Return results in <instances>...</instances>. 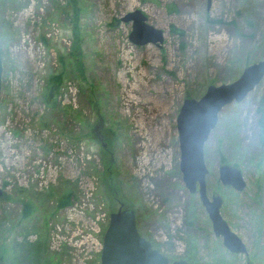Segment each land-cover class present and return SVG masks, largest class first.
I'll use <instances>...</instances> for the list:
<instances>
[{"label":"rangeland","instance_id":"374dc122","mask_svg":"<svg viewBox=\"0 0 264 264\" xmlns=\"http://www.w3.org/2000/svg\"><path fill=\"white\" fill-rule=\"evenodd\" d=\"M136 9L164 30L161 45L129 39L123 17ZM0 28V261L101 264L111 213L130 207L171 261L264 264V79L222 109L205 144L208 193L223 196L247 253L223 245L186 188L177 128L185 98L264 59V0H0ZM58 74L52 106L44 91ZM223 163L242 170V192L220 181Z\"/></svg>","mask_w":264,"mask_h":264},{"label":"water","instance_id":"95a60500","mask_svg":"<svg viewBox=\"0 0 264 264\" xmlns=\"http://www.w3.org/2000/svg\"><path fill=\"white\" fill-rule=\"evenodd\" d=\"M212 0H208L210 7ZM123 21L133 23L129 39L139 45L164 41V30L148 21L141 9L128 12ZM264 79V59L246 66L234 81L220 85L211 84L199 99L185 98L177 116L180 146V170L190 193H199L200 200L212 222V229L221 237L223 245L232 253H247V245L230 226L222 214L224 198L219 193H208L209 169L205 159V144L217 126L224 107L244 100ZM3 83V58L0 28V101ZM219 178L222 184L242 192L247 185L242 170L229 164H221ZM3 189L0 187V196ZM101 264H192L186 259L171 261L141 234L137 215L133 208H120L112 212L103 238ZM0 264H4L1 263Z\"/></svg>","mask_w":264,"mask_h":264},{"label":"trees","instance_id":"16d2710c","mask_svg":"<svg viewBox=\"0 0 264 264\" xmlns=\"http://www.w3.org/2000/svg\"><path fill=\"white\" fill-rule=\"evenodd\" d=\"M78 14V11H77ZM77 21V20H76ZM74 23V36H75V41L74 44L72 46V53L75 55L76 61H77V65L81 66L82 64L80 63L79 59H80V41H81V33H80V28L78 25V22ZM80 68V67H79ZM62 77L61 74L58 75H52L46 85V90L44 91V100L46 103H50L52 106L57 105L55 102L57 100V97L60 95L61 93V89H62ZM260 138L262 140V142L264 143V110H262V116L260 118ZM115 138H111V136H108V138H106V140L103 143V146L106 147V143L108 145H110V147H112L111 145H114L115 143ZM103 148V152L105 153L106 156H110L109 152H111V148ZM110 160V159H109ZM111 162V161H110ZM224 162V161H222ZM112 165V164H111ZM111 169V166L109 167ZM110 169H107L108 171ZM110 179V177H109ZM69 199H62L60 202V206H64L66 204H69ZM29 214V210H28V206L25 207L24 213L23 215H28Z\"/></svg>","mask_w":264,"mask_h":264},{"label":"flooded vegetation","instance_id":"af4514ba","mask_svg":"<svg viewBox=\"0 0 264 264\" xmlns=\"http://www.w3.org/2000/svg\"><path fill=\"white\" fill-rule=\"evenodd\" d=\"M96 130L98 131V129L96 128ZM137 225H138V220H137ZM138 228H139V226H138ZM140 230V229H139ZM141 232V231H140ZM141 234H142V232H141ZM143 235V234H142ZM1 263H4L3 261H0ZM4 264H6V263H4Z\"/></svg>","mask_w":264,"mask_h":264},{"label":"built area","instance_id":"2783aa9c","mask_svg":"<svg viewBox=\"0 0 264 264\" xmlns=\"http://www.w3.org/2000/svg\"><path fill=\"white\" fill-rule=\"evenodd\" d=\"M88 240H89V238L87 237V238H86V241L88 242ZM83 242H84V241H83ZM101 250H102V247H101Z\"/></svg>","mask_w":264,"mask_h":264}]
</instances>
